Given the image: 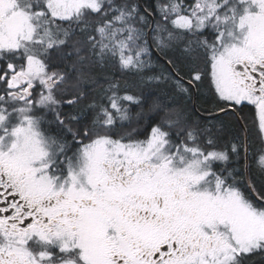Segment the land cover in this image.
I'll list each match as a JSON object with an SVG mask.
<instances>
[{
    "label": "snow or ice",
    "instance_id": "1",
    "mask_svg": "<svg viewBox=\"0 0 264 264\" xmlns=\"http://www.w3.org/2000/svg\"><path fill=\"white\" fill-rule=\"evenodd\" d=\"M0 264H264V0H0Z\"/></svg>",
    "mask_w": 264,
    "mask_h": 264
},
{
    "label": "flooded vegetation",
    "instance_id": "2",
    "mask_svg": "<svg viewBox=\"0 0 264 264\" xmlns=\"http://www.w3.org/2000/svg\"><path fill=\"white\" fill-rule=\"evenodd\" d=\"M192 107L196 108V109H199L200 108V105L199 104H196L194 106H191V110H192Z\"/></svg>",
    "mask_w": 264,
    "mask_h": 264
},
{
    "label": "trees",
    "instance_id": "3",
    "mask_svg": "<svg viewBox=\"0 0 264 264\" xmlns=\"http://www.w3.org/2000/svg\"><path fill=\"white\" fill-rule=\"evenodd\" d=\"M112 71H115V69H113ZM105 74H107V73H105ZM129 79H131V78H129ZM200 105V104H199ZM189 111H191V106H190V109H189Z\"/></svg>",
    "mask_w": 264,
    "mask_h": 264
}]
</instances>
